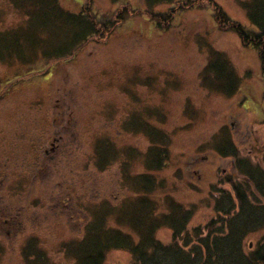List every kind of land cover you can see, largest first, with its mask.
Returning <instances> with one entry per match:
<instances>
[{
    "label": "rangeland",
    "instance_id": "374dc122",
    "mask_svg": "<svg viewBox=\"0 0 264 264\" xmlns=\"http://www.w3.org/2000/svg\"><path fill=\"white\" fill-rule=\"evenodd\" d=\"M176 1L152 10L181 9L183 3ZM194 1L195 7L175 13L171 26L161 30L145 12L147 0H126L135 13L106 41L91 40L60 61L23 65L0 60V264H31L23 254L30 239L49 264H72L63 245L84 236L93 210L104 205L115 209L109 225L125 229L122 211L127 213L144 196L161 212L169 198L193 209L189 230L205 226L215 215L211 186L235 172L233 161L213 150L223 131L243 156L264 166V81L258 51L244 47L235 33L219 30L212 17L215 3L256 31L246 13L250 0ZM60 2L71 12L89 4L99 15L125 6L122 0ZM22 8L19 0H0V31H10L13 40L19 32L35 30L38 22L37 17L28 20ZM212 49L226 57L238 76L237 93L229 96L203 83ZM147 123L166 134L169 158L156 172L145 163L155 146L153 131L143 127ZM101 141L102 146L112 142L123 153L130 149L131 155L124 156L126 169L119 157L105 172L99 170L96 144ZM38 163L44 164L46 176L32 185ZM141 175H151L157 187L147 193L137 183L129 184V177ZM58 199L64 203L54 207ZM17 211L24 213L22 225L16 219L3 225ZM12 228L10 235L3 232ZM156 235L163 243L173 237L169 227ZM261 235L251 234L245 244L256 247ZM131 259L129 252L114 250L105 264H130Z\"/></svg>",
    "mask_w": 264,
    "mask_h": 264
},
{
    "label": "trees",
    "instance_id": "16d2710c",
    "mask_svg": "<svg viewBox=\"0 0 264 264\" xmlns=\"http://www.w3.org/2000/svg\"><path fill=\"white\" fill-rule=\"evenodd\" d=\"M173 1L147 0L148 10L145 12L161 30L171 26L175 13L180 14L198 4L194 0H177L176 3H183L181 9L152 10L155 5ZM19 2L28 20L37 17L36 29L28 34L19 32L14 40L10 31H0V60L17 61L23 65L68 59L91 40L98 43L106 41L128 16L135 13L126 2L120 12L111 15H99L89 4H85L81 11L71 12L60 0ZM213 4L212 17L218 29L235 33L244 47L258 51L264 81V0H250L247 5V16L256 31L231 19L223 8ZM202 78L212 90L229 96L238 92L239 78L219 51L212 49ZM150 126L147 123L143 127L153 131L152 143L155 146L149 149L145 163L147 169L156 172L169 158L167 147H164L168 145H165L166 134ZM218 136L214 139L213 150L220 157L232 160L235 172L233 175L224 174L217 184L211 186L215 215L205 226L189 230L193 209L169 198L166 210L161 212L158 204L144 196L136 201L135 206L129 205L127 213L122 211L124 223L120 225H125V229L109 225L110 216L116 214L115 209L112 211L104 205V208L93 210L84 236L64 243L63 254L73 260L72 264H105L107 255L114 250L129 252L130 264H264V166L243 156L227 132L223 131ZM156 137L158 141H155ZM103 143L96 144L99 170L104 171L119 157L122 159L118 161H123L126 169V156L131 155L130 149L123 153L112 142L111 145L105 142L102 146ZM136 183L140 186L139 191L141 188L147 193L158 185L151 175L129 177L130 185ZM161 227L171 229L173 237L170 243L157 238L156 233ZM259 231L262 235L256 247L251 248L250 243L246 245L247 238ZM41 252L44 251L32 239L24 248L25 260L31 264H49L47 255L44 252V259ZM32 255L34 259H31Z\"/></svg>",
    "mask_w": 264,
    "mask_h": 264
},
{
    "label": "flooded vegetation",
    "instance_id": "af4514ba",
    "mask_svg": "<svg viewBox=\"0 0 264 264\" xmlns=\"http://www.w3.org/2000/svg\"><path fill=\"white\" fill-rule=\"evenodd\" d=\"M65 131H68L69 129H64ZM21 135V134H20ZM22 135H25L24 133H22ZM58 139V137H55L54 138V141H56ZM33 143H36L35 141H33ZM53 145V144H52ZM55 147H56V145H55ZM51 151L52 152H54L55 151V148H52L51 149ZM92 151H95V147L93 148V150ZM49 153V150H47V149H44L43 150V154H45V155H47ZM92 154V153H91ZM93 155V154H92ZM34 163H35V161H34ZM0 165H4V164H0ZM43 163L42 164H40V163H38V166H36V165H34V169H35V173H32V175H31V183H32V185H33V183H34V181H36L38 178H40L41 179V177H42V175H43V177H45L46 176V172L45 171H42V167H43ZM40 166V167H39ZM39 167V168H38ZM105 172V171H104ZM38 173L40 174V176L38 175ZM33 187L30 185V187H29V194H30V192L33 190L32 189ZM20 197L18 196V199H19ZM56 201V203L53 205L54 207H57V205L58 204H63L64 203V201L62 200V199H58V200H55ZM37 216H38V213H35ZM22 215H24V213L23 212H21V211H17L15 214H14V217H8V216H6V218L4 219V221L5 222H3V225L4 224H8L9 225V223H13L14 222V224L16 223L15 222V219L18 221V225H22V223H23V221H24V216L22 217ZM13 219V220H12ZM40 220V218H37V221H39ZM0 221H1V219H0ZM3 228L1 227V225H0V231L2 230ZM14 230V228H12V229H9V230H7V231H3V232H6L8 235H10L11 234V232ZM15 231V230H14ZM31 240V239H30ZM29 240V241H30ZM28 243V242H27ZM27 245V244H26ZM25 245V246H26ZM25 246H24V248H25ZM23 254H24V251H23Z\"/></svg>",
    "mask_w": 264,
    "mask_h": 264
},
{
    "label": "water",
    "instance_id": "95a60500",
    "mask_svg": "<svg viewBox=\"0 0 264 264\" xmlns=\"http://www.w3.org/2000/svg\"><path fill=\"white\" fill-rule=\"evenodd\" d=\"M252 246V244H250V247Z\"/></svg>",
    "mask_w": 264,
    "mask_h": 264
}]
</instances>
